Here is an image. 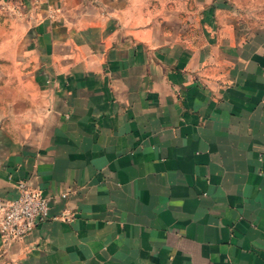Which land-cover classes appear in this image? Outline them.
I'll use <instances>...</instances> for the list:
<instances>
[{
    "label": "crops",
    "instance_id": "1",
    "mask_svg": "<svg viewBox=\"0 0 264 264\" xmlns=\"http://www.w3.org/2000/svg\"><path fill=\"white\" fill-rule=\"evenodd\" d=\"M0 11V202L50 206L0 264H264V0Z\"/></svg>",
    "mask_w": 264,
    "mask_h": 264
},
{
    "label": "built area",
    "instance_id": "2",
    "mask_svg": "<svg viewBox=\"0 0 264 264\" xmlns=\"http://www.w3.org/2000/svg\"><path fill=\"white\" fill-rule=\"evenodd\" d=\"M17 187L19 193L15 198L0 202V238L4 243L26 238L50 218L48 197L24 181Z\"/></svg>",
    "mask_w": 264,
    "mask_h": 264
},
{
    "label": "rangeland",
    "instance_id": "3",
    "mask_svg": "<svg viewBox=\"0 0 264 264\" xmlns=\"http://www.w3.org/2000/svg\"><path fill=\"white\" fill-rule=\"evenodd\" d=\"M15 16V15H13ZM21 21L6 18L4 13L0 11V72L3 71V60L9 57L10 52H5V43H14L18 40V36H12L11 31L20 25Z\"/></svg>",
    "mask_w": 264,
    "mask_h": 264
}]
</instances>
